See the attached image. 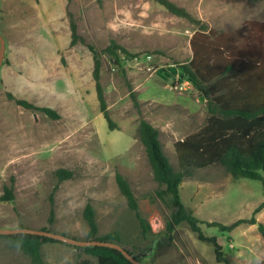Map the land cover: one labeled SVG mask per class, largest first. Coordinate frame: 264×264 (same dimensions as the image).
Listing matches in <instances>:
<instances>
[{"label":"rangeland","instance_id":"obj_1","mask_svg":"<svg viewBox=\"0 0 264 264\" xmlns=\"http://www.w3.org/2000/svg\"><path fill=\"white\" fill-rule=\"evenodd\" d=\"M173 1L220 29L264 18V1ZM14 4L26 10L19 12ZM0 10V33L6 41V60L0 67L5 84L0 88V194L9 185L14 194L13 200L0 202V227L42 229L49 224L52 231L85 239L88 226L82 211L90 200L97 236L117 231L136 254L152 245L149 257L142 258L144 264H223L215 261L211 244L199 241L186 222L178 225L171 242L151 243L163 237L171 209L155 196L162 185L153 179L137 137L139 119L154 118L164 153L177 167L173 142L204 124L206 99L181 74L191 56L189 39L195 26L154 0H0ZM70 17L84 42L70 44ZM112 39L132 54L122 53L121 65L103 52ZM87 44L102 61L101 83L114 129L108 128L99 109ZM185 81L189 85L183 86ZM130 88L137 94L140 113ZM6 92L51 107L60 117L20 107ZM57 168L71 169L74 175L53 191ZM116 171L129 180L139 210L152 227L147 239L117 188ZM179 193L200 221L222 224L251 217L264 199L260 181L234 177L218 162L195 169L183 179ZM254 216L264 225V208ZM199 226L204 235L224 243L223 252L232 264H264V236L257 225L241 223L229 232ZM40 254L43 264L95 261L59 241L42 243ZM0 264L37 263L0 235Z\"/></svg>","mask_w":264,"mask_h":264},{"label":"trees","instance_id":"obj_2","mask_svg":"<svg viewBox=\"0 0 264 264\" xmlns=\"http://www.w3.org/2000/svg\"><path fill=\"white\" fill-rule=\"evenodd\" d=\"M154 1L168 13L184 18L195 26V31L189 39L191 56L181 66V74L206 99L207 116L199 129L173 142L177 167L170 163L164 153L159 139V130L144 118L138 121L137 137L145 147L152 167L153 179L162 185L155 196L171 209L165 219L163 237L156 235L157 237L153 238L151 243H162L161 239L163 242H171L178 225L186 222L199 241L211 244L216 262L232 264L225 256L217 238L204 235L199 224L214 226L228 232L241 223L255 224L264 236V225L254 216L264 208V199L254 208L251 217L240 218L230 224H222L216 221H200L194 216L192 211L183 204L179 188L183 179L191 176L195 169L205 168L218 162L234 177L260 181L264 196V21L249 19L236 28L220 29L210 26L207 21L194 16L186 7L173 0ZM247 1L256 3L260 0ZM69 25L70 44L84 42L77 32V25L72 17L69 19ZM87 46L92 53V77L99 109L108 128L114 129L115 124L110 117L101 83L102 61L95 47L92 44ZM103 52L115 65H121L122 53L132 55L113 39L103 48ZM6 96L25 109L41 111L52 119L60 117L59 112L51 107L35 105L27 99L16 97L11 92H6ZM130 97L140 113L137 94L132 88H130ZM73 175L74 171L71 169L57 168L54 171L57 184L53 191L57 189L58 183ZM115 182L128 208L135 215L142 238L147 239L153 234V230L149 221L139 210L138 200L129 180L124 174L116 171ZM13 199V186H4L0 194V202ZM82 215L88 226L85 239L110 240L123 244L117 231L97 236L98 225L94 206L90 200L85 203ZM48 222L51 223L52 219L50 218ZM4 236L19 245L37 264H43L40 254L41 244L57 242L49 237L28 233ZM150 246L149 252L152 253L153 247ZM72 247L94 258L95 264H132L114 248ZM128 251L133 253L130 248ZM147 254L145 252L136 254V258L142 260L143 257H149ZM94 262L85 258L78 261V264H94Z\"/></svg>","mask_w":264,"mask_h":264},{"label":"water","instance_id":"obj_3","mask_svg":"<svg viewBox=\"0 0 264 264\" xmlns=\"http://www.w3.org/2000/svg\"><path fill=\"white\" fill-rule=\"evenodd\" d=\"M1 11V10H0ZM2 12V11H1ZM5 39L2 37L0 33V67L2 62L6 60V46ZM0 88H5V84L0 79ZM19 233H28L39 236H45L57 240L59 242H63L72 246H105L119 250L132 264H144L142 260L136 258V253H130L128 251L129 246L123 245L118 242L110 241V240H97V239H78L65 233H60L56 231H52L50 229L49 224L45 226L44 229H35L31 227H16V228H2L0 227V235H11V234H19ZM150 254V252H148Z\"/></svg>","mask_w":264,"mask_h":264},{"label":"crops","instance_id":"obj_4","mask_svg":"<svg viewBox=\"0 0 264 264\" xmlns=\"http://www.w3.org/2000/svg\"><path fill=\"white\" fill-rule=\"evenodd\" d=\"M202 1H204V0H202ZM231 1V0H230ZM264 0H260L259 2H263ZM178 4V3H177ZM181 6H183V5H181ZM185 7V6H184ZM13 8H16L17 10H19V12H24V10H26V7L24 6V5H17V4H14V6H13ZM200 18V17H199ZM251 19H257V20H260V21H264V18L263 19H259V18H251ZM22 19L21 18H19L18 20H17V22H16V24H17V26L19 27L20 26V21H21ZM203 20V19H202ZM154 118L153 119H151V121H150V123L152 124V125H154L155 127H156V124H154ZM157 128V127H156ZM171 128V127H170ZM171 130H172V128H171ZM182 138V137H181ZM181 138H179V139H181ZM178 140V139H177ZM256 220L258 221L259 220V217L257 216L256 217ZM250 226H254V224H252V225H250ZM217 241L219 242V239H217ZM221 245H224V243L222 242L221 243V241L219 242ZM214 259H215V256H214ZM216 261V260H215ZM208 263V262H207ZM218 263V262H217Z\"/></svg>","mask_w":264,"mask_h":264},{"label":"flooded vegetation","instance_id":"obj_5","mask_svg":"<svg viewBox=\"0 0 264 264\" xmlns=\"http://www.w3.org/2000/svg\"><path fill=\"white\" fill-rule=\"evenodd\" d=\"M130 250H131L132 252H134L132 249H130ZM143 252L148 253V252H149V247L144 248ZM147 256H149V255L147 254Z\"/></svg>","mask_w":264,"mask_h":264},{"label":"built area","instance_id":"obj_6","mask_svg":"<svg viewBox=\"0 0 264 264\" xmlns=\"http://www.w3.org/2000/svg\"><path fill=\"white\" fill-rule=\"evenodd\" d=\"M187 85H189V82H188V81H185V82L183 83V86H187ZM176 87H178V86H176ZM190 87H192V85H190Z\"/></svg>","mask_w":264,"mask_h":264},{"label":"clouds","instance_id":"obj_7","mask_svg":"<svg viewBox=\"0 0 264 264\" xmlns=\"http://www.w3.org/2000/svg\"><path fill=\"white\" fill-rule=\"evenodd\" d=\"M111 26V25H110Z\"/></svg>","mask_w":264,"mask_h":264}]
</instances>
